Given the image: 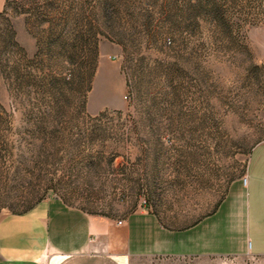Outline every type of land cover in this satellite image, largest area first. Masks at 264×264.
<instances>
[{
	"label": "rangeland",
	"instance_id": "1",
	"mask_svg": "<svg viewBox=\"0 0 264 264\" xmlns=\"http://www.w3.org/2000/svg\"><path fill=\"white\" fill-rule=\"evenodd\" d=\"M259 147L264 0H0V219L209 210Z\"/></svg>",
	"mask_w": 264,
	"mask_h": 264
},
{
	"label": "crops",
	"instance_id": "2",
	"mask_svg": "<svg viewBox=\"0 0 264 264\" xmlns=\"http://www.w3.org/2000/svg\"><path fill=\"white\" fill-rule=\"evenodd\" d=\"M203 203L162 213L140 204L136 211L113 218L48 199L25 213L0 219V264H131L151 258L264 256L260 147L250 155L246 183L233 180L209 210L199 209Z\"/></svg>",
	"mask_w": 264,
	"mask_h": 264
},
{
	"label": "trees",
	"instance_id": "3",
	"mask_svg": "<svg viewBox=\"0 0 264 264\" xmlns=\"http://www.w3.org/2000/svg\"><path fill=\"white\" fill-rule=\"evenodd\" d=\"M93 78V75H92V77H91V79ZM91 84H92V80H90L89 81V85H88V87H87V89H86V92H89L90 90H91ZM30 209H28L27 211H29ZM27 211H25V212H27ZM25 212H23V213H25Z\"/></svg>",
	"mask_w": 264,
	"mask_h": 264
},
{
	"label": "built area",
	"instance_id": "4",
	"mask_svg": "<svg viewBox=\"0 0 264 264\" xmlns=\"http://www.w3.org/2000/svg\"><path fill=\"white\" fill-rule=\"evenodd\" d=\"M167 42L169 43L170 41L168 40ZM246 181H247V179L245 178L244 179V183H246ZM141 205L144 206L145 205V201H142ZM118 224H122V222L119 221Z\"/></svg>",
	"mask_w": 264,
	"mask_h": 264
}]
</instances>
